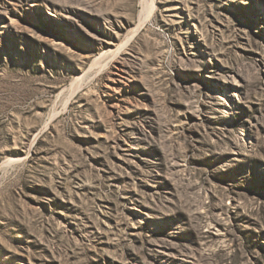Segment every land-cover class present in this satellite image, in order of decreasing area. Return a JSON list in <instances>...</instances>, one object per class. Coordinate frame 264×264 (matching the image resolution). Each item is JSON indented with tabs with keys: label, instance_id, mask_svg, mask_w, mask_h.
I'll use <instances>...</instances> for the list:
<instances>
[{
	"label": "rangeland",
	"instance_id": "1",
	"mask_svg": "<svg viewBox=\"0 0 264 264\" xmlns=\"http://www.w3.org/2000/svg\"><path fill=\"white\" fill-rule=\"evenodd\" d=\"M0 264H264V0H0Z\"/></svg>",
	"mask_w": 264,
	"mask_h": 264
},
{
	"label": "bare ground",
	"instance_id": "2",
	"mask_svg": "<svg viewBox=\"0 0 264 264\" xmlns=\"http://www.w3.org/2000/svg\"><path fill=\"white\" fill-rule=\"evenodd\" d=\"M80 88V87H79Z\"/></svg>",
	"mask_w": 264,
	"mask_h": 264
}]
</instances>
